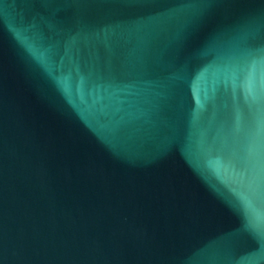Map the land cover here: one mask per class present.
I'll list each match as a JSON object with an SVG mask.
<instances>
[{"label":"water","instance_id":"obj_1","mask_svg":"<svg viewBox=\"0 0 264 264\" xmlns=\"http://www.w3.org/2000/svg\"><path fill=\"white\" fill-rule=\"evenodd\" d=\"M0 264H264V0H0Z\"/></svg>","mask_w":264,"mask_h":264}]
</instances>
